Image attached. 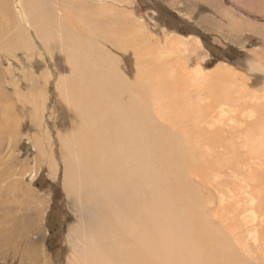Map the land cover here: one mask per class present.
Here are the masks:
<instances>
[{
	"label": "rangeland",
	"instance_id": "rangeland-1",
	"mask_svg": "<svg viewBox=\"0 0 264 264\" xmlns=\"http://www.w3.org/2000/svg\"><path fill=\"white\" fill-rule=\"evenodd\" d=\"M42 1L29 0L30 11L12 3V26L25 30L20 41L30 50L0 49V94L8 95L0 124L8 112L16 126L0 138V177L11 172L0 180V264L73 261L69 237L82 231L87 209L64 182L62 138L72 130L73 101L68 93L64 103L61 94L75 77L65 79L62 56L43 51L35 19L60 42L67 28L71 36H89L95 11L133 20L129 35L139 51L125 46L121 76L126 89L138 83L147 89L133 103L185 147V180L231 243L237 264H264V0ZM10 29L3 42L17 31ZM139 67L164 87L139 81Z\"/></svg>",
	"mask_w": 264,
	"mask_h": 264
},
{
	"label": "bare ground",
	"instance_id": "bare-ground-1",
	"mask_svg": "<svg viewBox=\"0 0 264 264\" xmlns=\"http://www.w3.org/2000/svg\"><path fill=\"white\" fill-rule=\"evenodd\" d=\"M12 3L30 11L29 0H0V42L10 27H17L0 49L28 51L29 45L20 41L25 30L20 24L12 26ZM25 14L19 11L28 23ZM95 14L90 37L71 36L67 28L63 29L66 39L60 42L50 36L49 24L35 19L43 51L52 59L62 56L69 67L65 79L77 80L61 94L64 103L68 93L73 101L72 130L62 138L64 182L69 194H77L87 209L82 231L69 237L74 252L71 264H237L231 243L200 210L185 180L183 165L189 157L185 147L152 121L139 102L133 103L135 93H146L143 84L126 89L128 78L121 76L126 70L125 46L133 45L136 53L140 46L129 35L133 20L121 13ZM136 73H141L139 81L153 83L154 88L166 84L163 79L146 78L140 67ZM7 96L1 93L0 103H7ZM2 116L7 118L0 128L4 139L15 122L8 112ZM3 173L0 180L11 177V172Z\"/></svg>",
	"mask_w": 264,
	"mask_h": 264
}]
</instances>
